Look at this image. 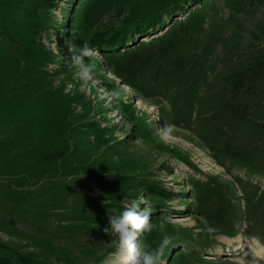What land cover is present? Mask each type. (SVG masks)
<instances>
[{"label": "rangeland", "instance_id": "374dc122", "mask_svg": "<svg viewBox=\"0 0 264 264\" xmlns=\"http://www.w3.org/2000/svg\"><path fill=\"white\" fill-rule=\"evenodd\" d=\"M133 198L166 264H264V0H0V264H124Z\"/></svg>", "mask_w": 264, "mask_h": 264}, {"label": "clouds", "instance_id": "9594fccd", "mask_svg": "<svg viewBox=\"0 0 264 264\" xmlns=\"http://www.w3.org/2000/svg\"><path fill=\"white\" fill-rule=\"evenodd\" d=\"M73 53L71 64L77 69L76 75L86 88L98 72V66L91 58L98 55L95 49L87 43L78 51L70 48ZM88 58V62H86ZM165 126V132L168 129ZM141 202L138 199L129 200L119 216L109 218L110 228H105L106 233H113L118 238V251L124 258V264H166L164 256L166 249L172 244L174 237L165 233L157 247L148 250L143 249L138 243V237L144 233H151L155 224L151 222V211L148 207L140 210ZM163 231V225L159 226Z\"/></svg>", "mask_w": 264, "mask_h": 264}, {"label": "bare ground", "instance_id": "6f19581e", "mask_svg": "<svg viewBox=\"0 0 264 264\" xmlns=\"http://www.w3.org/2000/svg\"><path fill=\"white\" fill-rule=\"evenodd\" d=\"M245 246H246L245 242L242 241L241 239H238V240L235 241V245L233 247V249H234L233 251L238 250V249H243V248H245ZM258 247L255 246V248H258ZM257 252L259 253V255L261 257L264 258V249L263 248L259 247Z\"/></svg>", "mask_w": 264, "mask_h": 264}]
</instances>
